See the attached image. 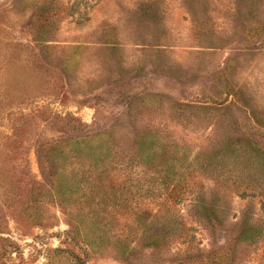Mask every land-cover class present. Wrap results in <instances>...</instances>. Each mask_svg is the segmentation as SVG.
Wrapping results in <instances>:
<instances>
[{"label": "rangeland", "instance_id": "rangeland-1", "mask_svg": "<svg viewBox=\"0 0 264 264\" xmlns=\"http://www.w3.org/2000/svg\"><path fill=\"white\" fill-rule=\"evenodd\" d=\"M0 264H264V0H0Z\"/></svg>", "mask_w": 264, "mask_h": 264}, {"label": "trees", "instance_id": "trees-1", "mask_svg": "<svg viewBox=\"0 0 264 264\" xmlns=\"http://www.w3.org/2000/svg\"><path fill=\"white\" fill-rule=\"evenodd\" d=\"M71 142L76 143L75 141H71ZM73 152L74 151L68 150L66 153H71L72 154ZM61 154H64L65 155L64 151L61 152ZM91 155H92L91 152L85 154V156H87V157L88 156H91ZM91 159L94 160V159H97V157H95V155H92ZM97 160L99 161V159H97ZM150 160H154V159L152 158ZM156 162L157 161H155V163L154 162H152V163H146L147 164V167L153 168V163H154V166L155 167H158V166H160L161 168L166 167V163H163V165H160L162 161L160 163L157 162V164H156ZM49 163H53V162L50 161ZM158 171H160L162 173V176L160 177V179L162 181L163 186L164 187H167L169 185V188L170 189H169V193L167 194V197H168L169 202L170 201L172 202L173 200H174V202H176L179 199V197H180L181 188H183L184 183H182V181L180 179L177 180V181L175 180V178H174V176H175L174 168H169V170L168 169H161V170L159 169ZM79 183H81V180H80ZM88 186H92V184L89 183ZM78 187L80 188L79 185L74 184L73 192ZM82 188H85V187H82ZM90 188H92V187H90ZM50 190L56 191L57 193L60 191V183L58 181H56V179H55L53 185H51ZM67 190L70 191L71 189L67 188Z\"/></svg>", "mask_w": 264, "mask_h": 264}]
</instances>
